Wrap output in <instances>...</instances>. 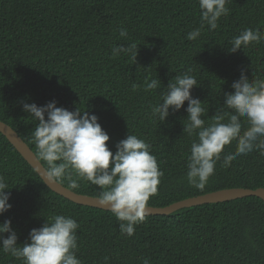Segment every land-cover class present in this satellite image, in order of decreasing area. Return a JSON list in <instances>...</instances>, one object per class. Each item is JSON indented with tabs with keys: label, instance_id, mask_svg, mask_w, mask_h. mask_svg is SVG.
Here are the masks:
<instances>
[{
	"label": "trees",
	"instance_id": "obj_1",
	"mask_svg": "<svg viewBox=\"0 0 264 264\" xmlns=\"http://www.w3.org/2000/svg\"><path fill=\"white\" fill-rule=\"evenodd\" d=\"M226 7L229 14L209 31L207 25L201 28L198 0H0V120L35 155L31 134L37 122L22 110L25 103L44 106L55 101L69 111L95 114L113 153L128 133L137 135L151 145L163 172L148 206L163 207L224 188H264V155L259 149L237 157L228 168L217 162L206 187H192L186 163L194 137L183 134L187 102L179 111L170 109L163 123L151 117L161 92L189 69L198 85L191 95L208 109L206 122L223 105L224 94L234 91L231 85L242 70L250 80H264V42L234 53L228 50L243 29L264 28V0H230ZM120 27L127 29V38L119 36ZM196 28H201L200 36L188 40ZM132 44L137 45L135 62L130 55L112 56L113 46ZM152 79L160 80L161 89L144 91ZM241 122L246 128L243 118ZM235 147L233 141L224 153ZM0 176L9 186L11 204L0 223L11 221L17 245L28 242L31 229L60 214L79 224L77 258L82 264H143L145 258L149 264H264L260 197L146 215L128 237L110 211L51 191L1 133ZM72 179L78 188L71 189L67 179L58 182L77 193L98 195L97 186L74 174ZM0 264L23 261L0 251Z\"/></svg>",
	"mask_w": 264,
	"mask_h": 264
},
{
	"label": "clouds",
	"instance_id": "obj_2",
	"mask_svg": "<svg viewBox=\"0 0 264 264\" xmlns=\"http://www.w3.org/2000/svg\"><path fill=\"white\" fill-rule=\"evenodd\" d=\"M229 2L198 0L201 28L207 25L209 31L216 30L220 18L229 14L226 7ZM201 28L193 29L186 38L196 40ZM127 35V29L120 27L119 36L127 38ZM261 42H264V28H245L232 38L228 50L234 53ZM111 51L113 57L130 55L135 62L137 45H116ZM190 73L191 69L169 82L161 92L159 103L151 106V117L163 123L170 109L179 111L187 102L188 122L183 124V134L194 139L187 156L186 177L189 185L203 190L214 175L217 162L228 168L237 157L253 150L259 149L264 155V80H250L242 70L239 79L231 85L234 91L224 94L223 105L206 122L203 117L208 109L199 98L192 97L191 89L198 85ZM158 89H161L159 79L145 82L144 91ZM22 110L37 122L31 136L37 157L47 165L42 167L43 180L55 183L67 179L69 187L76 189L80 185L72 179L74 174L79 180L97 186L98 205L120 222L122 235L131 237L135 226L145 221L149 199L157 194L163 176L156 157L150 153L151 145L128 133L115 145L113 153L106 143L109 135L95 114L77 108L69 111L57 107L55 101L44 106L25 103ZM242 118L246 128L242 126ZM233 141L235 151L224 153L225 146ZM7 189L5 177L0 176V215L11 208ZM78 228L75 219L57 214L45 220L40 228L31 229L28 242L17 245L18 237L11 221L4 220L0 223V251L22 260L23 264H82L77 258ZM143 264H149V260L143 259Z\"/></svg>",
	"mask_w": 264,
	"mask_h": 264
},
{
	"label": "water",
	"instance_id": "obj_3",
	"mask_svg": "<svg viewBox=\"0 0 264 264\" xmlns=\"http://www.w3.org/2000/svg\"><path fill=\"white\" fill-rule=\"evenodd\" d=\"M0 133L7 138V140L15 147V149L33 167V169L43 180L44 172L42 167L45 168L44 165L40 162L38 157L35 155L32 149L27 145V143L19 136V134L10 125H8L7 123L1 120H0ZM43 182L51 191L74 203L103 209L98 205L96 201L97 196L77 193L69 189L68 187L64 186L58 181L55 183H49L43 180ZM245 196H257L264 201V188L258 187L255 189H250L243 187H233V188L219 189L212 192L200 194L197 196L188 197L163 207L147 206L146 215H167L184 207H190V206L201 205L206 203L223 202Z\"/></svg>",
	"mask_w": 264,
	"mask_h": 264
}]
</instances>
